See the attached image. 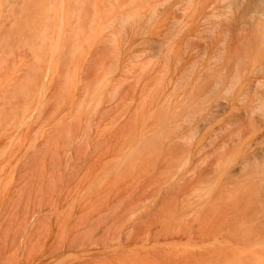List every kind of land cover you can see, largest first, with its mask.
<instances>
[{"label": "rangeland", "instance_id": "rangeland-1", "mask_svg": "<svg viewBox=\"0 0 264 264\" xmlns=\"http://www.w3.org/2000/svg\"><path fill=\"white\" fill-rule=\"evenodd\" d=\"M179 3L0 0V264H264V116L184 122Z\"/></svg>", "mask_w": 264, "mask_h": 264}, {"label": "bare ground", "instance_id": "bare-ground-1", "mask_svg": "<svg viewBox=\"0 0 264 264\" xmlns=\"http://www.w3.org/2000/svg\"><path fill=\"white\" fill-rule=\"evenodd\" d=\"M179 1L181 11L180 21L182 22V44L184 47L182 64L184 81L182 113L185 118L184 122L190 127L204 128L210 125L214 120L224 118L228 113L232 115V111L235 110L237 104L234 103L232 97H228L235 93L243 95L246 98V102H243L242 107L238 108V111L243 113L240 114L238 118L232 119L230 116H225L226 119L223 120L227 121V125L230 127L242 128L250 120H254V116L263 117L264 0ZM3 23L5 22L1 24ZM38 24H40V22ZM191 24H193L192 30ZM0 29L2 28L0 27ZM64 47L65 46H63V48ZM27 63H29V61ZM22 67L21 69H23ZM19 73H22V71L20 70ZM58 75L60 76V74ZM58 77L57 80L60 78ZM13 81L14 79L12 82ZM9 83H11V81ZM102 83L101 81V84Z\"/></svg>", "mask_w": 264, "mask_h": 264}]
</instances>
